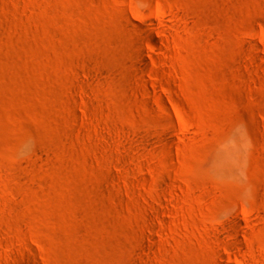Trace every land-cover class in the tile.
I'll return each instance as SVG.
<instances>
[{
    "label": "rangeland",
    "instance_id": "rangeland-1",
    "mask_svg": "<svg viewBox=\"0 0 264 264\" xmlns=\"http://www.w3.org/2000/svg\"><path fill=\"white\" fill-rule=\"evenodd\" d=\"M0 264H264V0H0Z\"/></svg>",
    "mask_w": 264,
    "mask_h": 264
}]
</instances>
